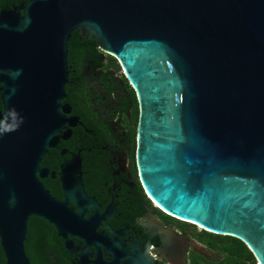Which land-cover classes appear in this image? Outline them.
<instances>
[{
    "label": "water",
    "instance_id": "water-1",
    "mask_svg": "<svg viewBox=\"0 0 264 264\" xmlns=\"http://www.w3.org/2000/svg\"><path fill=\"white\" fill-rule=\"evenodd\" d=\"M76 31L115 57L136 91L147 192L175 216L241 239L264 264V0H29L0 9L7 264H31L33 215L65 237L89 225L71 222L67 200L41 180L44 156L72 122L63 101ZM133 262L157 264L147 254Z\"/></svg>",
    "mask_w": 264,
    "mask_h": 264
},
{
    "label": "flooded vegetation",
    "instance_id": "flooded-vegetation-1",
    "mask_svg": "<svg viewBox=\"0 0 264 264\" xmlns=\"http://www.w3.org/2000/svg\"><path fill=\"white\" fill-rule=\"evenodd\" d=\"M100 54L83 70L70 67L63 102L72 122L41 162V180L56 199L67 200L71 222L90 226L69 229L65 237L46 218L31 216L28 222H49L53 229L43 236L53 246L42 263L134 264L147 254L157 264H257L246 252L228 255L222 247L230 237L175 216L147 192L137 166L136 91L122 80L123 68L109 66V54Z\"/></svg>",
    "mask_w": 264,
    "mask_h": 264
},
{
    "label": "trees",
    "instance_id": "trees-1",
    "mask_svg": "<svg viewBox=\"0 0 264 264\" xmlns=\"http://www.w3.org/2000/svg\"><path fill=\"white\" fill-rule=\"evenodd\" d=\"M29 0H0V9H12L14 7L20 6L22 3L28 2ZM98 47L97 43L92 39H87L83 37L80 31H76L69 44V67H77L80 70H83L89 61H100L102 51ZM106 59L109 62V66H114L118 69H122L120 63L116 60L115 57L111 55H106ZM111 77V75H104L102 78L106 79ZM122 80L126 83L127 87H130V90L133 92L134 89L126 75H122ZM0 83V107H3L2 103V91ZM137 101V99H136ZM135 118H138L139 108L136 105ZM1 123V121H0ZM29 228L26 239V250L31 259V264H43L41 257L49 251L53 246L51 239H44L43 236H51L53 234L52 227L49 222H28ZM231 238V242H227V245L222 247V250L230 256L233 255H242L243 252H246L249 257L255 260V256L251 250L247 247L241 239L227 235V238ZM0 264H7V258L2 246L1 237H0Z\"/></svg>",
    "mask_w": 264,
    "mask_h": 264
},
{
    "label": "clouds",
    "instance_id": "clouds-1",
    "mask_svg": "<svg viewBox=\"0 0 264 264\" xmlns=\"http://www.w3.org/2000/svg\"><path fill=\"white\" fill-rule=\"evenodd\" d=\"M3 130H7V126H5V128H4V129H0V131H3Z\"/></svg>",
    "mask_w": 264,
    "mask_h": 264
}]
</instances>
